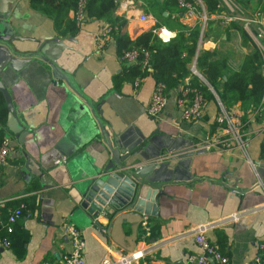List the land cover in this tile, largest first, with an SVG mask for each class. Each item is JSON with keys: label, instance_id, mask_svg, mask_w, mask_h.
I'll return each instance as SVG.
<instances>
[{"label": "crops", "instance_id": "0c3cea01", "mask_svg": "<svg viewBox=\"0 0 264 264\" xmlns=\"http://www.w3.org/2000/svg\"><path fill=\"white\" fill-rule=\"evenodd\" d=\"M122 1L117 0L113 15L125 20L124 33L132 41L154 25L151 20L138 21V13L144 11L142 5L123 11ZM240 1L253 14L258 0ZM196 2L205 11L203 2ZM5 7L9 27L20 38L9 45L14 52L34 53L45 38L63 40L65 49L50 47L47 52L55 57L61 75L88 101L97 118L77 107L75 96L46 61L30 57L25 62L11 61L1 66L0 78L20 128L16 133L9 130L6 110L0 122V143L7 137L10 150L0 165V199L19 198L0 203V218L20 203L24 212L13 225L10 247H0V264H60L62 255L70 250L62 232L64 223L81 230L82 264H101L108 255L117 264H186L185 256L198 252L192 229L207 222L214 225L206 231V237L227 255L229 264H251L257 243L264 241L262 124L254 120L248 123L246 157L238 150L204 149L188 159L189 180L159 184L156 216H146L149 227L153 226L152 235L149 231L143 236L139 223L145 215L131 210L109 218L98 215L96 221L101 227L95 229L85 222L77 204L78 184L71 175L81 171L84 164L101 166L108 160L104 133L127 149L137 147V155L127 162L159 156L185 143L198 145L214 133L216 98L211 94L205 99L197 119H180L174 103L179 83L167 88L165 106L159 117L152 118L145 112L155 82L151 70L147 68L137 87L133 86L137 76L132 75L131 67L137 64L119 59L117 35L121 32L101 40L105 18L85 16L73 35L60 36L51 19L31 8L28 0H5ZM179 15L181 23H195ZM68 16L72 17V10ZM209 19L208 36L199 40L197 48L215 51L225 57L228 69L238 70L252 46L249 42L241 45L239 32L231 23ZM259 19L264 26V14ZM164 30L169 39L175 35L173 29ZM123 70L124 79L117 80ZM191 78L188 75L181 81ZM232 214L237 217L231 219ZM1 233L5 235L0 228ZM137 251L140 256L131 259Z\"/></svg>", "mask_w": 264, "mask_h": 264}, {"label": "built area", "instance_id": "2783aa9c", "mask_svg": "<svg viewBox=\"0 0 264 264\" xmlns=\"http://www.w3.org/2000/svg\"><path fill=\"white\" fill-rule=\"evenodd\" d=\"M176 7L181 11V15L185 18L197 22L201 29L205 26L206 21L213 17L222 24L239 22L240 28L247 34V36L256 41L264 35V26L259 19V14L253 13L249 17L243 16V14H235L234 7L227 5V13H217L213 16H207L206 12L199 7L196 0H175ZM86 0H77L74 9L72 10V19L77 25H80L84 19ZM142 5L139 0H123L120 6L123 11L135 8ZM139 22L151 20L153 25L156 20L148 13L140 11L137 15ZM237 24V23H236ZM238 25V24H237ZM118 32L115 26L106 24L104 27L101 40L105 39L108 35ZM151 32L162 42H167L169 39L168 32L164 30V27L152 28ZM258 50L263 48L261 44L257 43ZM119 59L123 63L138 64L141 71H146L148 67L149 51L140 46H130L121 50ZM150 70V68H149ZM189 76L196 77L198 80L202 78L201 74L195 68V60L193 59L189 66ZM140 78L136 77L133 81V86L137 87ZM207 89L215 96L217 102V110L213 118L214 133L206 138L198 145H202L203 149H221V150H238L246 157V141L249 135L248 123L250 120L259 118L257 122H260L264 130V96L261 98L260 103L246 115L240 108L238 103L224 106L222 102L217 98L213 90L209 85ZM178 93L174 99L175 107L179 113V118L183 120L197 119L205 104V97L197 85L191 84L189 81H181ZM166 86L164 82L155 80L153 88L150 93L148 104L145 108V112L152 118L159 117L166 103ZM10 150V142L7 137H3L0 143V165L4 164ZM261 152L264 155V131L261 138ZM62 158L59 161H63ZM59 161H56L58 163ZM251 166L253 163L246 160ZM19 196L8 197L0 199V203H6L13 199H18ZM24 205L18 204L16 207L8 208L4 219L0 218V228L4 232H9L12 229V225L23 214ZM231 219L237 217L235 214L230 215ZM143 236L149 235L147 217L143 216L139 223ZM214 225L213 222H207L196 225L193 227L192 240L198 248L196 253H188L185 256L186 264H229L226 254L221 252L214 244H212L206 237V231ZM63 235L69 242L70 250L63 254L60 264H82V249L84 241L81 235V230L69 223L62 225ZM0 247L9 248L10 241L5 235H0ZM140 252H134L131 254V259H136L140 256ZM119 261L124 263V259L119 258ZM101 264H117V261H112L110 256H106L101 260ZM251 264H264V241H260L256 245V253L254 254Z\"/></svg>", "mask_w": 264, "mask_h": 264}, {"label": "trees", "instance_id": "16d2710c", "mask_svg": "<svg viewBox=\"0 0 264 264\" xmlns=\"http://www.w3.org/2000/svg\"><path fill=\"white\" fill-rule=\"evenodd\" d=\"M139 1L143 10L156 20L152 28L164 26L175 30V35L168 39L167 42L160 41L151 32L152 28L131 41L124 33L125 20L121 16L113 15V10L116 7L114 0H86L85 16L105 18L108 25L115 26L118 32H121L117 35V40L120 43L119 54L121 50L132 45L147 49L149 51L148 67L154 79L164 82L166 88L176 87L184 77L189 75L188 66L194 59L195 68L204 77L224 106L227 107L231 104L239 103L245 115L255 109L264 96L262 59L258 48L255 49L253 47L243 57L238 70H230L227 67L225 57L217 56L215 51L199 50L197 48L199 40L208 36V26L211 23V19H208L205 28L201 29L197 22L192 26L180 22L179 14H181V11L176 7L175 0ZM201 1L204 4L207 16L221 11L219 0ZM76 2L77 0H28L31 8L40 11L51 19L54 30L60 36L73 35L78 30L79 25L68 16V11L74 9ZM163 12H166L165 16L162 14ZM253 13L264 14V0L257 1ZM231 24L239 32L241 45L248 44L249 37L247 34L236 23ZM131 69H133L132 75L138 78L146 72L141 71L138 64L133 65ZM123 76L125 77L124 70L123 75L117 77V80L121 81L124 79ZM223 78L225 79L223 80ZM190 82L199 87L205 99L211 97V92L196 77H192ZM0 112L1 122L6 113L1 93ZM255 120L258 121L259 118H255ZM13 225L11 231L5 232V236L10 242L9 235L12 233ZM148 228L152 235L153 226L149 227L148 225Z\"/></svg>", "mask_w": 264, "mask_h": 264}, {"label": "water", "instance_id": "95a60500", "mask_svg": "<svg viewBox=\"0 0 264 264\" xmlns=\"http://www.w3.org/2000/svg\"><path fill=\"white\" fill-rule=\"evenodd\" d=\"M116 2L117 0H114L115 4ZM162 14L165 16L166 12ZM7 17L5 0H0V55L2 57L0 69L3 64H9L11 61L25 62L30 57H38L46 61L55 77H61L63 83L75 96L77 107L87 109L96 119L97 116L88 101L71 87L68 78L61 75L55 57L47 52L50 47H57L58 50L65 49L63 40L45 38L36 52L18 54L9 47L13 40H20V38L13 34ZM0 93L7 110L6 125L12 133H16L20 127L17 125L15 108L1 78ZM23 133V131L20 133V138ZM104 135L108 145V160L101 166L94 163L84 164L81 171H76L71 175L72 180L78 184L80 199L77 204L83 210L85 222L92 224L95 229L101 227L96 221L98 215L106 214L109 218L115 213L131 210L145 216H156V196L159 193V184L170 180H189L191 178L187 168L189 157L204 151L202 145L185 143L178 147L168 148L159 156L141 157L140 161L127 162L128 158L137 155V147L127 149L121 143H116V138L112 140L109 134L104 133ZM152 159L156 161H151Z\"/></svg>", "mask_w": 264, "mask_h": 264}, {"label": "rangeland", "instance_id": "374dc122", "mask_svg": "<svg viewBox=\"0 0 264 264\" xmlns=\"http://www.w3.org/2000/svg\"><path fill=\"white\" fill-rule=\"evenodd\" d=\"M219 1H220V9L223 13H225V12L227 13V5L229 4L231 7H234V13L235 14L241 13V14H243V16H247V17H249L252 14L251 11L248 10V7H246L245 4L243 5L240 0H219ZM242 1L244 2V0H242ZM236 23L238 24V27H240L241 24L239 22H236ZM257 43L261 44V46L263 48V51L259 50V54H260V57L262 59V66L264 69V35L261 36L260 38H257L256 41L249 38V44L252 46V49H253V47L255 49H257V45H256ZM199 81H200V83H202L205 86L208 85V83L206 82V80L204 79L203 76L201 79H199Z\"/></svg>", "mask_w": 264, "mask_h": 264}]
</instances>
